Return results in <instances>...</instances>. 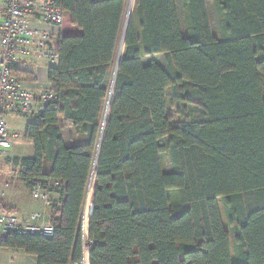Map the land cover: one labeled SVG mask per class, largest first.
<instances>
[{
	"label": "trees",
	"instance_id": "1",
	"mask_svg": "<svg viewBox=\"0 0 264 264\" xmlns=\"http://www.w3.org/2000/svg\"><path fill=\"white\" fill-rule=\"evenodd\" d=\"M213 1L220 37L206 0H182L185 34L174 0L136 1L102 124L124 0H56L80 32L54 39L59 59L47 79L56 99L27 116L33 156L12 160L26 185L60 182L54 232L9 233L2 248L37 264L79 260L93 179L88 264H264V0ZM158 54L164 66L142 60ZM59 118L75 146L64 144Z\"/></svg>",
	"mask_w": 264,
	"mask_h": 264
},
{
	"label": "built area",
	"instance_id": "2",
	"mask_svg": "<svg viewBox=\"0 0 264 264\" xmlns=\"http://www.w3.org/2000/svg\"><path fill=\"white\" fill-rule=\"evenodd\" d=\"M65 22L66 14L56 0H4L0 24V164L9 156L12 143L20 137L10 130L5 115L18 113L31 116L56 99V95L49 90L35 93L26 89L11 71L25 59L57 64L59 54L54 48L55 34L46 26L56 28V33H60L59 29ZM9 185L5 183L4 188ZM59 186L58 181H41L38 178L28 181L31 198L41 202L44 208L50 207L52 189ZM83 221L82 256L69 264H88L91 242L85 236L86 216ZM53 232L54 228L45 220L44 212H33L27 218H20L14 213H0V251L9 233L52 236ZM0 264L18 263L11 258L3 260L0 257Z\"/></svg>",
	"mask_w": 264,
	"mask_h": 264
},
{
	"label": "crops",
	"instance_id": "3",
	"mask_svg": "<svg viewBox=\"0 0 264 264\" xmlns=\"http://www.w3.org/2000/svg\"><path fill=\"white\" fill-rule=\"evenodd\" d=\"M137 0H124L123 7V16H122V24L120 28L116 53L114 57V61L109 71L106 79V87L108 90L109 84L114 83L116 66L119 59L123 56L124 53V45H123V37L125 33V29L127 26L128 19L130 15H132L135 4ZM178 13V20L180 27L182 26V22H184L183 8H182V0H174ZM214 5L213 0H206V7L210 17V7ZM3 7L4 0H0V24L3 20ZM211 22V21H210ZM185 25V24H184ZM48 30L53 32L54 38L60 35H65L67 33H72L76 35L80 32V29L77 26H72L70 22V16L66 15V22L62 27H60V33H56V28L46 26ZM160 55V54H158ZM154 56H144L146 62L153 60ZM50 65L46 64V62H35L33 60H21L14 68L18 70H24L32 73L33 80L32 81H22L23 86L35 93H38L43 90H49L50 85L48 83L47 74L48 68ZM111 81V82H110ZM110 101L112 99V92L110 94ZM109 101V103H110ZM104 107V106H103ZM108 112V110H107ZM9 128L12 132H16L20 135V137L12 143L9 151V156L5 158L0 164V213L6 212L7 209H11L12 213L19 214L20 216H24L23 218H27L31 213L36 211L44 212L45 220L47 222L49 219V208H44L43 204L39 201H36L31 198L29 192L27 191L26 182L23 180L22 169L19 166H16L12 163L14 158H24V157H32L33 156V146L32 142L25 138V128L26 125L31 121L29 117L24 114L18 113H8L5 115ZM58 125L60 126L62 139L66 146H75L78 143L75 130L72 126L66 124L63 119H58ZM22 135V136H21ZM9 183L8 188H4V184ZM92 195L93 190L88 191L86 203H85V216H88L92 209ZM51 201L57 202L58 196L55 194H51ZM0 257L3 260L13 259L18 264H36L37 260L35 256L26 255L21 250H12V249H2L0 251Z\"/></svg>",
	"mask_w": 264,
	"mask_h": 264
},
{
	"label": "rangeland",
	"instance_id": "4",
	"mask_svg": "<svg viewBox=\"0 0 264 264\" xmlns=\"http://www.w3.org/2000/svg\"><path fill=\"white\" fill-rule=\"evenodd\" d=\"M210 17H211L210 21H211L212 31H213L215 36L220 37L219 36V30H218L217 14H216V9H215V4L210 7ZM181 30L185 34L186 30H185L184 22H182ZM163 57L164 56L162 54L156 55L153 60L156 61L157 63H159L160 65L164 66V58ZM142 60H143L144 63H147L146 59L144 57L142 58ZM46 64L49 65V63H47V62H46ZM112 87H113V84H109L108 95H107V98H106V100L104 102V107H103V110H102V113H101V123L102 124L104 123V121L107 118V114H108L107 110H108V105H109V101H110L109 99L111 97L110 94L112 92ZM166 103H167V114L170 116L171 122L175 123L176 122V114H175L174 107H173V101H172V98H171L170 89L167 90ZM96 155H97V152H96ZM162 164H163V167L165 169L170 168L169 157H168V155L166 153L162 155ZM93 185H94V181L92 179L89 191L93 190ZM27 191L29 192L28 185H27ZM223 202H224L223 198H219L218 199V205H219L220 214H221V218H222L223 224H224V226L227 229H229L228 220H227V213H226V209H225V207L223 205ZM16 215L18 217H20V218L24 217L22 215L20 216L19 214H16ZM84 217H85V211H84ZM232 248H233V243H232Z\"/></svg>",
	"mask_w": 264,
	"mask_h": 264
}]
</instances>
